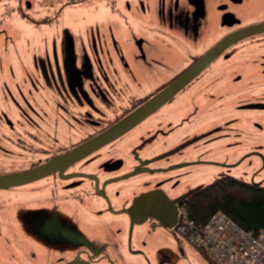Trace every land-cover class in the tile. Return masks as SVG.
<instances>
[{"label":"flooded vegetation","instance_id":"obj_1","mask_svg":"<svg viewBox=\"0 0 264 264\" xmlns=\"http://www.w3.org/2000/svg\"><path fill=\"white\" fill-rule=\"evenodd\" d=\"M254 1L214 0L215 18L208 16L207 0H158L154 9L150 2L138 15L153 24L152 38L135 39L128 54L133 59L115 39L95 32L80 50L67 30L42 51L32 50L29 72L20 80L12 72L14 88L0 87L2 253L15 258L31 252V264H106L125 257L128 264H150L145 260L152 233L182 242L165 221L175 208L177 225L182 223L189 197L223 177L264 187V29L241 33L264 24V6L257 11ZM33 2L15 0L0 14L16 10L29 18ZM1 3L10 7L9 0ZM240 4L251 7L240 14L232 9ZM214 22L223 30L212 31ZM233 34L239 35L144 119L63 162L157 99ZM242 81L245 86L224 91ZM142 197H149L147 206H137ZM152 209L163 216L145 214ZM82 225L89 237L80 233ZM31 228L51 237L59 252L41 259L30 246ZM64 236L87 248L67 255Z\"/></svg>","mask_w":264,"mask_h":264},{"label":"rangeland","instance_id":"obj_2","mask_svg":"<svg viewBox=\"0 0 264 264\" xmlns=\"http://www.w3.org/2000/svg\"><path fill=\"white\" fill-rule=\"evenodd\" d=\"M14 1L9 0L10 7L4 5V2L1 3L0 13L8 12L11 6L14 5ZM67 1L34 0L33 8L29 11V18L31 20L28 17L19 16L16 10L10 12V14L8 13L5 18L0 14V87L7 85L8 88H14L15 82L13 81L15 79L11 76L12 72L17 77V80H20V78L29 72L25 63H27L28 59H32V50L42 51L46 43H50L54 37L56 38L57 35L63 34L65 30L76 38L79 50L83 47V44L87 47L92 33L95 32L115 39L119 47L125 52V55L136 49L134 45L137 37H145L147 40H151L152 38L151 28L153 24L146 22L138 13L142 12L143 7L149 5L150 2L153 9L157 8L158 0H91L89 2H79L76 5L69 4ZM254 2L253 5H257L254 9L257 11H259V7L262 8L264 6V0H255ZM207 3L209 18H215L214 0H207ZM250 7V4H244L243 6L240 4L233 6L232 9L237 13L244 14ZM228 8L231 10L230 5H228ZM47 15H53L52 18L54 20L43 22L42 19ZM210 29L212 31L223 30L216 22L210 26ZM174 45L178 47L175 40ZM130 55L127 57L133 59L132 55ZM245 84V81L230 83L229 87H225L224 91H228L230 88L236 89L235 87L238 86L243 87ZM1 96L0 92V99L2 98ZM239 115L245 116L246 114L241 113ZM244 126L246 125L244 124ZM239 130L243 131L246 129L239 128ZM249 130L252 133L251 129H247V131ZM240 141H246V138L243 137ZM187 188L188 184L181 191L183 192ZM66 217L69 219L66 220L68 227H70L71 217L69 214ZM91 227H89L90 232L94 234L95 230ZM81 228L83 229L80 233L89 237L90 234L87 233V226L82 225ZM18 229L20 230L18 226H15V230ZM3 231L7 232V228H3ZM28 231L35 234V237L31 234L34 242L30 246L34 251L40 252L41 259L45 255L53 257L59 252L58 245L56 246L51 237L47 236L45 238L44 235L39 233V230L33 228ZM182 239L180 243L176 239V236H167L162 232L152 233L150 239H147L146 256L148 259L145 261L150 264H203V262L207 261L205 254L199 248L191 244L184 237ZM61 245L64 246L67 255H71V252L75 250L79 252L81 249L87 248L86 243H79L67 236L62 238ZM50 248L53 249L48 253L47 251ZM1 249H4V246H0V264H31L29 263L31 252H28L26 257L16 256L25 258L27 260L25 263L23 260L17 262L16 257L12 258L10 256L8 258L7 251H3L2 253ZM21 249V247H18L19 251ZM125 259L126 257L123 260H110L106 264H128Z\"/></svg>","mask_w":264,"mask_h":264},{"label":"trees","instance_id":"obj_3","mask_svg":"<svg viewBox=\"0 0 264 264\" xmlns=\"http://www.w3.org/2000/svg\"><path fill=\"white\" fill-rule=\"evenodd\" d=\"M185 209L182 219L196 224H204L216 212H223L246 230L258 232L264 229V187L223 177L189 197ZM202 253L209 258L205 251Z\"/></svg>","mask_w":264,"mask_h":264},{"label":"built area","instance_id":"obj_4","mask_svg":"<svg viewBox=\"0 0 264 264\" xmlns=\"http://www.w3.org/2000/svg\"><path fill=\"white\" fill-rule=\"evenodd\" d=\"M177 232L217 264H264V229L248 231L223 212L204 224L185 218Z\"/></svg>","mask_w":264,"mask_h":264},{"label":"water","instance_id":"obj_5","mask_svg":"<svg viewBox=\"0 0 264 264\" xmlns=\"http://www.w3.org/2000/svg\"><path fill=\"white\" fill-rule=\"evenodd\" d=\"M264 29V24L253 26L243 30L241 33H251L253 30ZM239 34H233L224 40H222L218 45H216L212 50H210L196 65H194L190 70H188L181 78H179L174 84H172L169 88H167L157 99L151 101L148 105H146L143 109H141L137 114L132 116L130 119L120 124L118 127L114 128L110 132L105 135L93 140L86 146L80 147L73 153H71L68 157L63 159V162L74 160L83 156L90 150L96 149L99 146L103 145L105 142L116 138L117 136L123 134L127 130H129L132 126H134L137 122L144 119L147 115H149L152 111H154L157 107H159L163 102L172 97L173 94L182 89L186 84L191 82L202 70H204L215 58L216 56L223 50L230 42H232ZM149 197H142L139 199V204L137 206H147ZM150 212V213H149ZM146 212L145 214H156L158 216H163L162 213L158 210H151ZM166 219L165 224L174 228L178 223V212L174 208L173 211L169 212V215Z\"/></svg>","mask_w":264,"mask_h":264}]
</instances>
